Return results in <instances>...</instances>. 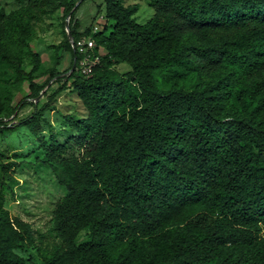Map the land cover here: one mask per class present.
Wrapping results in <instances>:
<instances>
[{
  "label": "trees",
  "instance_id": "obj_1",
  "mask_svg": "<svg viewBox=\"0 0 264 264\" xmlns=\"http://www.w3.org/2000/svg\"><path fill=\"white\" fill-rule=\"evenodd\" d=\"M148 5L138 23L135 5L105 0L107 22L90 35L92 73L51 68L50 79H71L87 112L65 116L70 137L36 129L48 103L10 126L0 119L1 131H32L66 191L52 211L57 242L37 248L41 264H264V0ZM59 47L77 66L68 38ZM39 61L34 54L26 74L36 103ZM72 138L81 150L66 156ZM13 165L2 164L4 176ZM30 242L0 201V264H25L19 252Z\"/></svg>",
  "mask_w": 264,
  "mask_h": 264
},
{
  "label": "rangeland",
  "instance_id": "obj_2",
  "mask_svg": "<svg viewBox=\"0 0 264 264\" xmlns=\"http://www.w3.org/2000/svg\"><path fill=\"white\" fill-rule=\"evenodd\" d=\"M105 0H84L74 6L73 18L78 19L79 37H91L93 32L102 29L107 22L104 14ZM70 0H0L1 36L0 42V119L7 126L18 123L30 115L34 108L48 103L43 118L37 123V130L48 138L49 124L63 137L71 136L65 116H86L87 112L71 85V79L63 76L61 80L50 79L51 68L63 72L69 68L72 72L71 50L61 47L69 35V14L64 7ZM125 5H135V20L147 21L152 13L148 0H123ZM94 28H97L94 31ZM40 58L39 67L34 73V81L43 86L39 102L26 98L30 92L26 74L33 67V55ZM62 56L60 64L57 57ZM71 66V67H70ZM118 72L129 70V66L118 63L114 66ZM76 69V65L74 67ZM194 80L191 81V84ZM65 84L66 90L55 98H50L57 87ZM189 85V84H188ZM26 98L28 104L16 108V104ZM0 126V168L2 164L14 162L4 176L0 170V201L15 223H23L31 240L30 248L19 254L25 264H41L37 248L44 250L57 242L53 230L52 211L55 203L66 194L57 182L55 174L46 163V151L38 138L26 126L15 130L1 131ZM66 156L77 155L80 148L72 138L65 141Z\"/></svg>",
  "mask_w": 264,
  "mask_h": 264
},
{
  "label": "built area",
  "instance_id": "obj_3",
  "mask_svg": "<svg viewBox=\"0 0 264 264\" xmlns=\"http://www.w3.org/2000/svg\"><path fill=\"white\" fill-rule=\"evenodd\" d=\"M97 28H94V31ZM73 48L77 51L80 58L76 66V70L85 76L92 73L93 66L98 62V56H94L92 49L95 46L94 40L91 37H78L72 40Z\"/></svg>",
  "mask_w": 264,
  "mask_h": 264
},
{
  "label": "water",
  "instance_id": "obj_4",
  "mask_svg": "<svg viewBox=\"0 0 264 264\" xmlns=\"http://www.w3.org/2000/svg\"><path fill=\"white\" fill-rule=\"evenodd\" d=\"M80 1H81V0H79V1L76 3V5L79 4ZM69 15H70V14H69ZM74 67H75V64L73 65V68H72V69H74Z\"/></svg>",
  "mask_w": 264,
  "mask_h": 264
}]
</instances>
